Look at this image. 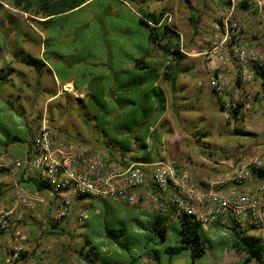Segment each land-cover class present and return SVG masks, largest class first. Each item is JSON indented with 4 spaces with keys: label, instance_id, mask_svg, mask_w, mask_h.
<instances>
[{
    "label": "rangeland",
    "instance_id": "rangeland-1",
    "mask_svg": "<svg viewBox=\"0 0 264 264\" xmlns=\"http://www.w3.org/2000/svg\"><path fill=\"white\" fill-rule=\"evenodd\" d=\"M243 1L138 0L137 4H123L113 0H95L80 12L55 18L46 29L45 23H41L44 19L24 14L0 0V37H9L10 49H13L11 37H15L14 51L25 50L32 56H38L42 51L40 45H44L45 57L58 73V78L71 77L80 86L85 80L82 79V71H88L94 78L100 74L98 70L111 67L119 74L132 53H142L136 46H145V34L140 32L141 26L130 10L138 12L143 9L157 15L165 12V22L180 34L186 59L182 62L183 72L178 74L177 82L173 84L162 78L164 68L169 64L164 62L162 51L151 59L146 58L161 75L157 86L163 90L166 99V109L158 115L159 123L151 129L148 144L154 163L169 160L177 168L192 173L199 182V178L205 176L217 178L216 174L223 166L230 170L228 164L238 166L242 160L256 153L262 155L264 162V78L258 76L253 79L250 87L254 93L245 97L248 112L235 114L236 118L231 116L229 119L224 117L221 103L215 102V93L209 84L211 73L218 72L229 84V97H233L241 86L235 63L222 67L209 54L223 35L225 20L237 21L244 26L240 47L257 52L264 63V37L256 20L257 3L247 0L250 10L245 11L240 7ZM194 21L198 23L197 33H194ZM21 36L24 38L22 45L18 43ZM3 54H0V60ZM10 68L15 69L16 75L8 85L0 84V97L3 99L0 101L1 151L4 149L1 142L8 136H19L32 142L46 120L65 140L84 144L92 152L107 156L105 150L98 152L93 146V143L106 140L93 128L96 122H90L91 126L85 124L81 106L85 105L87 96H81L74 88L65 94L67 89L63 87L65 91L53 98L62 89L54 77L39 78L17 60ZM110 82L105 83L108 88ZM98 84V80L94 81V85ZM77 98H81V103ZM240 132L246 135H238ZM16 145L19 151L26 147L24 143ZM131 156L122 158L118 155L120 159L129 158L134 162ZM262 182L264 179L255 183L258 186ZM6 187L5 190L0 188V201L11 198L19 188L25 189L18 174ZM141 207L139 203L133 206L108 205L90 198L77 199L58 229L40 240L37 238V224H27L31 264H87L81 253L89 256L94 264L122 259L129 264L137 259L138 251L145 246L159 255L164 248L178 245V224L168 226L169 240L165 244H154L153 239L159 237H155L150 229L142 228L151 227L146 215L136 213ZM81 212L86 213L83 222L78 220ZM205 228H201L200 235L206 255L198 258L196 264H210L215 260L223 264L227 260L226 254L229 260L234 259L231 254L233 234L225 228ZM107 233H111V238L106 237ZM114 235L119 237L122 246L116 243ZM190 253L189 250L183 251L181 256L174 258L175 264H190ZM162 262L166 264L165 256Z\"/></svg>",
    "mask_w": 264,
    "mask_h": 264
},
{
    "label": "built area",
    "instance_id": "built-area-1",
    "mask_svg": "<svg viewBox=\"0 0 264 264\" xmlns=\"http://www.w3.org/2000/svg\"><path fill=\"white\" fill-rule=\"evenodd\" d=\"M255 2L259 32L264 37V0ZM223 30L209 54L222 67L235 63L241 86L229 97V84L218 72L211 73L209 84L221 100L224 117L229 119L236 110L239 114L248 112L245 97L254 93L250 87L252 69L264 72V63L257 52L240 47L244 31L241 23L225 20ZM228 165L233 169L230 174L204 187L192 173L169 160L141 164L118 157L113 161L84 144L65 140L44 120L24 158L0 151V188L24 169L33 170L39 181L50 186L46 190L45 210L38 209L36 194L21 190L11 203H0V264H31L25 226L37 224V238L42 239L52 226H60L73 202L83 196L109 204L139 203L178 220L190 216L201 227L219 226L255 237L264 244V182L254 192L245 188L253 178H259L264 168L262 155L256 153L242 160L237 168ZM78 220L85 221L86 213L81 212Z\"/></svg>",
    "mask_w": 264,
    "mask_h": 264
},
{
    "label": "trees",
    "instance_id": "trees-1",
    "mask_svg": "<svg viewBox=\"0 0 264 264\" xmlns=\"http://www.w3.org/2000/svg\"><path fill=\"white\" fill-rule=\"evenodd\" d=\"M1 1L9 3L13 9L24 14L44 19L45 21L41 23H45L44 25H46L47 29V25L55 18L68 17L74 13L80 12L84 7L89 6V4L95 0ZM113 1L123 4H137L138 2V0ZM246 1L247 0H244L240 7L245 11H249L250 7L247 5ZM130 11L133 13L135 21L141 26L140 32L145 34V46H136V49L140 48L142 53L137 54V51V53H132V55L126 59V63L119 74L111 67H107V70L104 67L102 70H98L100 74L92 78V74L84 70L81 73L82 79H85L84 83L80 86H77L75 83L76 90L80 92V94H84V96L88 97L86 105L81 106L84 113L85 124L91 126L90 122H96V125L92 127L96 128L98 132L104 135V138L109 140L108 147L112 145V151L109 150L107 156L113 161H117L118 155L124 158L127 155L136 153V149L146 150V140L148 137L146 127L157 112L160 114L166 109L164 92L157 85L155 86V84L159 82L161 75L152 67V64L146 61V58L151 59L158 51H162L164 54V62H169L164 68L162 78L173 84H176L178 74L183 72L182 62L186 59V55L182 52L181 48L180 34L175 28L165 22V12H161L157 15L143 9L138 12L135 10ZM194 22V33H197L198 23L196 21ZM15 57L26 68L33 70L39 78H42L43 72L47 68L43 59L27 54L23 50L15 54ZM124 67H126V69H124ZM47 70L51 73V70ZM11 73V68L7 74L2 71L0 73V82L3 84L9 83ZM252 73L254 77L261 76L264 78V72L262 70L253 68ZM58 80L60 79L58 78ZM96 80L99 82L98 86L94 85V81ZM109 80L111 82L108 88L105 83ZM147 83H150V85L145 87L148 85ZM79 102L81 103V100H79ZM220 103L221 100L219 101V104ZM235 114H239V110H236ZM235 114L234 118L237 117ZM124 135L130 136L129 139L120 142L117 137H123ZM150 135L151 133L149 137ZM238 135H246V133L240 132ZM130 140L133 142L134 147L130 145ZM26 142L27 140L19 136H8L4 143V147L7 148L15 143ZM6 151L7 150H5V152ZM131 158L137 162L139 160L151 161L152 159L150 154H146L141 158H137V156H131ZM256 179H264V168L259 175V179ZM34 185L39 192L50 189L49 185L41 181H35ZM85 198L87 197L83 196L81 199ZM169 219L170 217L168 215L157 214L151 223L152 230L162 241H165L166 238ZM179 223L180 229L178 234L180 243L178 246L170 248L168 254L170 256H178L182 254L183 251L189 250L191 252V264H195L198 258L206 254L204 242L200 235L202 227L190 216L179 218ZM51 228L52 230H50V232L57 230L58 226H52ZM230 232L233 234L232 250L246 255L244 264H264V244L259 239L235 231ZM110 236L111 233L106 234L107 238H111ZM114 236L115 239H117L116 243L122 246V243L118 240L119 237L117 235ZM81 256H83V259L88 264H94L92 260L88 259L89 256H85L83 253H81ZM144 256L149 257L159 264V255L157 251H147L144 253ZM102 264L122 263L118 261H104Z\"/></svg>",
    "mask_w": 264,
    "mask_h": 264
},
{
    "label": "crops",
    "instance_id": "crops-1",
    "mask_svg": "<svg viewBox=\"0 0 264 264\" xmlns=\"http://www.w3.org/2000/svg\"><path fill=\"white\" fill-rule=\"evenodd\" d=\"M9 37L8 36H3V37H0V54H2V53H4L3 55V57H2V60H0V62H1V67H0V73L3 71L5 74H7L8 73V71H9V69H10V67H11V65H13L14 64V61L15 60H17V58L15 57V59H14V56H15V54H18V53H16L15 51H14V45H15V43H16V40H15V37H11V40H10V43L12 44L11 45V48H13V49H10V47H9ZM23 42H24V38H23V36H21V38H20V40L18 41V43H20V45H22L23 44ZM40 48H41V53H39V55L38 56H35V57H38V58H41V59H43L44 61H45V63H46V65H47V68L45 69V71L43 72V75H42V78H45V77H49L50 79L51 78H53L54 77V80H55V83L56 84H60V86H62V89H60V91L59 92H57V94L56 95H54V97L53 98H56V97H58L59 95H61V93H62V91H65V90H63V87L65 88V89H67V92L65 93V94H69V93H71L70 91V88H74V90L75 91H77L76 90V88H75V80L73 79V78H69V79H63V80H58V73L56 72V70L54 69V67L47 61V59H46V54L47 53H45V47H44V45H40ZM25 53H27L25 50H23ZM1 59V58H0ZM18 61V60H17ZM23 65V64H22ZM24 66V65H23ZM47 69H49V70H51V73H50V71H48ZM124 69H126V67H124ZM16 75V71H15V69H12V73H11V75H10V77H9V80L11 81V79H12V77H14ZM1 85H8L9 83H7V84H3V83H0ZM148 85H146L145 87H147V86H149L150 85V83H147ZM156 85H158V83H156L155 84V86ZM84 88V87H83ZM82 88V89H83ZM78 92V91H77ZM78 94H80V92L78 93ZM81 96H83L84 94H80ZM213 96H214V100H215V102L216 103H219L218 102V99L216 98V96H215V94H213ZM77 99H81V98H77ZM0 101H3V99L0 97ZM85 105H86V102H85ZM158 115H159V113L157 112L155 115H154V117H152V119L150 120V122H149V124L147 125V127H146V132H148V137H147V140H146V144H147V149L146 150H139V149H136V153H133L132 154V157H134V156H137V158H141V157H143V156H145L146 154H152V151H151V148H150V146H149V144H148V138H149V134L151 133V129H153L155 126H156V124L157 123H159V118H158ZM148 129V130H147ZM151 136V135H150ZM129 137L130 136H128V135H124L123 137H117V139L120 141V142H122V141H127L128 139H129ZM83 138V140L85 139V137H82ZM87 140V139H86ZM85 140V141H86ZM108 141L109 140H100V143H97L96 142V144H98V145H96V144H94L93 143V146H94V149L96 150V151H101V150H105V152H108L109 150L110 151H112V145H110L109 147H108ZM6 142V140L4 141V142H1V144L3 145V147H4V143ZM130 145L131 146H133L134 144H133V142L130 140ZM16 144H18V143H15V144H13V145H10L9 147H7V148H5L4 147V149L2 150V151H4V150H7L6 152H9L11 155H13V156H15V157H17V158H24L25 156H26V154H27V152H28V150H29V148H30V145H31V141L29 140V141H27L26 143H24L25 145H26V147H23V145L22 146H20V148L21 147H23L22 148V151H19V149H18V146L16 145ZM136 146V145H135ZM134 147V146H133ZM110 148V149H109ZM1 151V150H0ZM13 151V152H12ZM134 162H137V161H134ZM138 163H141V164H153L154 163V161L151 159V161H141V160H139L138 161ZM236 168H237V166H236ZM233 171V169H230V170H228V168H225L224 166L222 167V169L221 170H218V174H216L217 175V178H214V177H207V176H205V177H201V178H199V182L201 183V185L202 186H204V187H206V186H208V185H210L212 182H213V180H217V179H220V178H222V177H224V176H226V175H228V174H230L231 172ZM18 175H19V181L21 182V184H24V187H22V188H25V189H18V190H15L14 191V193L13 194H11L12 195V197L11 198H8V197H6V198H4V199H2L0 202L1 203H4V204H9V203H11V201L13 200V196L15 195V193L16 192H18V191H26V192H30V193H32V194H36V195H34L35 196V199H36V201H37V206H38V209L39 210H45V207H46V197H47V193H46V191H44V192H39L37 189H36V187H35V185H34V182L36 181H39V179H38V177H37V174H36V172H34L33 170H30V169H24V170H21L19 173H18ZM12 179L13 178H8L7 179V182H6V184L2 187L3 188V190H5V189H7V187H6V185L8 184V183H10L11 181H12ZM255 182H257V179L256 178H253L249 183H247V185L245 186V188L247 189V190H249V191H251V192H254L255 190H256V187H257V184L255 183ZM199 183V184H200ZM96 200V199H95ZM98 201H101V200H98ZM101 202H103L104 204H108V205H115V204H109V203H107V202H104V201H101ZM136 213L137 214H144V215H146L147 216V219H149V225H150V227H151V223L153 222V220H154V218L156 217V215H157V213L156 212H154L152 209H148V208H146V207H141V208H138L137 210H136ZM170 217V216H169ZM171 224H178L179 225V229H180V223H179V220L178 219H175V218H173V217H170V219H169V222H168V224H167V226H169V225H171ZM142 228H145V229H150V231L151 232H153L154 233V231L152 230V228H148V227H144V226H142ZM207 228H214V229H221L222 227H219V226H210V227H207ZM207 228H205V229H207ZM222 229H224V228H222ZM168 227H167V231H166V238H165V241H162L161 240V238L158 236V235H156L155 233V237H159V239H157V238H154L153 240V242H154V244L156 245V246H160V245H162V244H165L166 242H167V240H169V232H168ZM229 231V230H228ZM178 232H179V230H178ZM203 234H204V236H205V239L206 240H208V237H207V235L203 232ZM179 235V234H178ZM179 243H180V237H179V241H178ZM179 243H178V245H179ZM178 245H176V246H178ZM176 246H168V247H166V248H164V251H163V253H159V264H163V262H162V260H163V258H164V256L166 257V264H175V261H174V258L175 257H179V256H181L182 254H180V255H178V256H170L169 254H168V250L170 249V248H172V247H176ZM152 249H149L148 248V246H145L144 248H142V249H140L139 251H138V254H137V259L136 260H133L131 263H129V264H157L154 260H152V259H150L149 257H147V256H144V253L145 252H147V251H151ZM153 250H157V249H153ZM159 251V250H158ZM231 254L232 255H234V259H231V260H229L228 259V255L226 254V258H227V260L225 261V262H223V264H234V263H238V264H244V262H245V258H246V255L244 254V253H237L235 250H232L231 251ZM164 255V256H163ZM206 255V254H205ZM204 255V256H205ZM203 256V257H204ZM189 259H190V264H191V254L189 255V257H188ZM197 261V260H196ZM196 261H195V264H196ZM119 263H122V264H127V262L126 261H124L123 259L122 260H120V261H118ZM222 262L220 261H217V260H215V261H213L212 263H210V264H221ZM82 264H85V263H82ZM88 264V263H87ZM252 264H255V263H252Z\"/></svg>",
    "mask_w": 264,
    "mask_h": 264
}]
</instances>
